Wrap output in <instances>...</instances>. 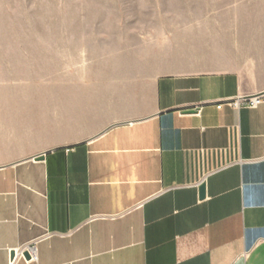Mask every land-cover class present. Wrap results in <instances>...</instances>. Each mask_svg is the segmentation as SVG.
<instances>
[{
	"label": "crops",
	"instance_id": "crops-1",
	"mask_svg": "<svg viewBox=\"0 0 264 264\" xmlns=\"http://www.w3.org/2000/svg\"><path fill=\"white\" fill-rule=\"evenodd\" d=\"M149 9L67 71L0 61V264H264V103L224 104L264 93V0Z\"/></svg>",
	"mask_w": 264,
	"mask_h": 264
},
{
	"label": "rangeland",
	"instance_id": "rangeland-1",
	"mask_svg": "<svg viewBox=\"0 0 264 264\" xmlns=\"http://www.w3.org/2000/svg\"><path fill=\"white\" fill-rule=\"evenodd\" d=\"M158 0H0V61L1 65H30L41 63L49 71L61 59L56 49L63 48L65 71L72 69V55L93 53L95 43H118L120 38L133 37L138 23L147 24L149 9ZM164 1V0H161ZM158 4V3H157ZM98 39L101 42H98ZM58 40V41H57ZM93 40V41H92ZM110 41V42H109ZM48 44L46 57L30 62L27 46L18 44ZM55 44H58L56 46ZM59 44H63L62 46ZM109 45L106 48H117ZM60 53V51H58ZM17 54L18 57H14ZM9 55V56H7ZM32 60V59H31ZM42 61V62H41ZM46 61V62H45ZM19 69V68H18Z\"/></svg>",
	"mask_w": 264,
	"mask_h": 264
},
{
	"label": "built area",
	"instance_id": "built-area-1",
	"mask_svg": "<svg viewBox=\"0 0 264 264\" xmlns=\"http://www.w3.org/2000/svg\"><path fill=\"white\" fill-rule=\"evenodd\" d=\"M264 103V93L253 96V97H237L235 99L225 101L224 104L233 107L235 109L240 108H255L259 106L260 104ZM218 106L217 108H220ZM199 111V110H197ZM34 247L27 245L20 249H17L16 251H13L14 255L10 256L9 258V264H15L17 261L20 260L26 261V262H35L36 261V253H34ZM25 255H27L28 260L25 258Z\"/></svg>",
	"mask_w": 264,
	"mask_h": 264
},
{
	"label": "water",
	"instance_id": "water-1",
	"mask_svg": "<svg viewBox=\"0 0 264 264\" xmlns=\"http://www.w3.org/2000/svg\"><path fill=\"white\" fill-rule=\"evenodd\" d=\"M41 158L38 157V159H40V160H41ZM199 197H200V199H203L204 198V185L203 184H201L199 186ZM11 255H13V254L11 253ZM25 258L28 259L27 255H25Z\"/></svg>",
	"mask_w": 264,
	"mask_h": 264
},
{
	"label": "bare ground",
	"instance_id": "bare-ground-1",
	"mask_svg": "<svg viewBox=\"0 0 264 264\" xmlns=\"http://www.w3.org/2000/svg\"><path fill=\"white\" fill-rule=\"evenodd\" d=\"M11 254V253H10ZM12 254L14 255V253L12 252ZM13 255H11V256H13ZM28 260V259H27Z\"/></svg>",
	"mask_w": 264,
	"mask_h": 264
}]
</instances>
